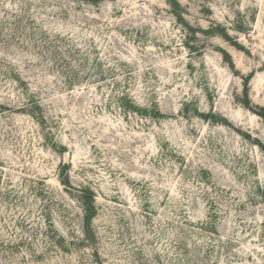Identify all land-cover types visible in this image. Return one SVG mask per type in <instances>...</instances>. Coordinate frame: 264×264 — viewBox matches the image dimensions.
I'll list each match as a JSON object with an SVG mask.
<instances>
[{
	"label": "rangeland",
	"instance_id": "1",
	"mask_svg": "<svg viewBox=\"0 0 264 264\" xmlns=\"http://www.w3.org/2000/svg\"><path fill=\"white\" fill-rule=\"evenodd\" d=\"M0 264H264V0H0Z\"/></svg>",
	"mask_w": 264,
	"mask_h": 264
}]
</instances>
